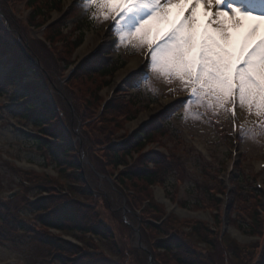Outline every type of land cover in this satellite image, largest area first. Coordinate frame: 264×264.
Masks as SVG:
<instances>
[{"label":"rangeland","instance_id":"1","mask_svg":"<svg viewBox=\"0 0 264 264\" xmlns=\"http://www.w3.org/2000/svg\"><path fill=\"white\" fill-rule=\"evenodd\" d=\"M27 1L0 0V26L9 35L3 37V46L23 49L40 67L38 80L26 70L16 85L5 84L10 72L21 65L17 55L0 48V264H55L51 253L32 243L18 225L1 231L5 221L14 226L13 219L78 247L84 245L88 253H101L102 262L111 264L164 262L161 258L166 257L163 251L154 250L155 244L165 241V234L178 232L185 239L183 243L198 242L196 247L208 252L213 264H262L264 115L257 114L254 107H241L237 100L239 130L232 135L229 113L208 109L206 101L197 97L182 107L189 87L156 70H135L112 87L118 75L139 62L146 47L134 38L120 48L87 43V38H95L107 22L99 18L101 8L89 6L85 12L77 0L68 6L65 0H37L31 11ZM58 18L61 22L56 28L43 30L46 22ZM57 28L63 29L62 37L57 36ZM107 35L114 39L112 32ZM74 38L82 43L77 46ZM84 51L87 54L83 58L102 62L100 73L108 71L110 76L84 69L79 54ZM21 85L36 89L35 97L26 101L32 92L14 90ZM49 98L59 108L61 128L72 136L81 175L93 194L85 197L73 193L74 199L89 206L87 219L79 216L77 220L86 226L107 228L112 238L47 231L38 224L39 213L29 207L46 196L42 189L63 188L72 181L61 173L67 174V169L60 171L36 146L40 128L34 127L31 118H21L25 105ZM141 117L145 121L131 129ZM158 130L159 134L147 138L142 150L120 154L141 132ZM234 149L237 156L226 179ZM110 150L124 161L112 166ZM146 153L160 157V183L146 187L139 181L123 182L125 165H133ZM152 167L150 164L148 169ZM215 196L220 200L217 207L212 204ZM166 201L179 213L167 214ZM184 212L207 214L212 221L187 218ZM144 222L160 225V231ZM200 224L212 232V248L190 235V227ZM153 254L160 255L155 262ZM98 260L94 256L89 263Z\"/></svg>","mask_w":264,"mask_h":264},{"label":"snow or ice","instance_id":"2","mask_svg":"<svg viewBox=\"0 0 264 264\" xmlns=\"http://www.w3.org/2000/svg\"><path fill=\"white\" fill-rule=\"evenodd\" d=\"M101 8L120 47L134 38L149 72L190 88L181 106L203 98L208 109L241 107L264 115V0H77ZM96 17H93L95 19ZM164 31H161V28Z\"/></svg>","mask_w":264,"mask_h":264},{"label":"trees","instance_id":"3","mask_svg":"<svg viewBox=\"0 0 264 264\" xmlns=\"http://www.w3.org/2000/svg\"><path fill=\"white\" fill-rule=\"evenodd\" d=\"M37 0H32V7L35 4H38ZM38 16L42 14H37ZM36 15V16H37ZM55 26L50 27L52 31ZM4 36H9L6 33V30L0 26V48L6 49L7 52L12 53V55H17L21 67L16 68V72H10V75L7 76L4 80L5 83L15 84L20 76L25 73L26 70L34 76L35 80H38L39 74L37 73V68L32 66V63L28 56L24 54L19 48H7L3 46ZM57 36H63V30L57 28ZM75 43H79L78 40H75ZM16 44V42H14ZM84 69H87L89 73L95 74L96 72L100 75L109 76L108 71L100 73L103 69L102 62H86L84 64ZM27 92H32L37 94V90L31 87H26ZM30 98V97H28ZM34 100V99H33ZM28 101V99H27ZM21 118H31L32 124L35 127H41V136L36 138L37 147L44 151V154L54 163L60 171L65 169L68 170L67 174L61 172L62 175L66 178H71L72 181L64 186L59 188L58 186L44 188L42 189L43 193H46V196H42L35 202L31 203L29 206L30 209L36 210L38 214V224L45 230H57L65 231L74 235L83 234L92 235L96 239H106L112 238L110 231L105 227H97L96 224H90V226L84 225L82 222L78 221V217H84L87 219V209L88 205H84L73 198V193L77 192L83 193L85 197H93L91 190L86 186L85 179L81 175V168L78 164L76 158L75 147L71 143L72 136L69 131H65L61 128L59 123V108L52 103L51 100L46 99L40 103L31 102L22 108ZM54 127V129H53ZM149 134V133H148ZM147 132L145 134H140L136 136V140H132V146L129 145L127 150L122 151L120 154H128L130 151H139L145 147V142L148 137H151ZM154 134V133H153ZM149 140V139H148ZM110 164L115 166L120 161H124V158H120L115 151L110 150ZM131 161V160H130ZM152 165V169H148L149 165ZM129 165V166H128ZM125 172L121 175L123 182H132L139 181L145 184L146 187H152L156 184H159V175H160V157L152 156L149 154H141L134 160V164L130 163L125 165ZM128 166V167H127ZM49 183V181H46ZM80 185H84L82 187ZM66 192V193H63ZM220 203V200L217 198H212V204L217 207ZM3 222V221H2ZM14 226L10 222H4L2 226V232L6 231V228L14 229L16 225L21 231L27 234V238L31 239L32 243L39 245L51 253V259L55 264H92L89 263L93 260L94 256L99 258L96 264H111L110 262H102L100 259L101 253L91 254L88 253L83 247H78L72 243L62 241L57 237L49 236L44 234L42 231L35 230L31 226H23L21 223L16 222ZM146 226L149 225L150 228L158 229L159 226L148 224L144 222ZM10 224V225H9ZM199 227V228H198ZM190 227V235L197 241L204 243L206 247H213V234L212 232L203 224L199 226ZM141 228V227H140ZM142 229V228H141ZM145 231L144 229H142ZM159 233V232H158ZM179 235L165 234L167 239L165 241H158L155 244L154 250L163 251V261L158 260V264H213V259L211 255L206 251H201L196 247L198 242L191 241L190 244H185L182 241L185 239L180 238ZM163 234V233H161ZM1 235V233H0ZM183 236H186V233H182ZM212 243V245H211ZM197 249H196V248ZM159 254H153L154 262L159 258ZM156 264V263H155ZM264 264V262H262Z\"/></svg>","mask_w":264,"mask_h":264},{"label":"bare ground","instance_id":"4","mask_svg":"<svg viewBox=\"0 0 264 264\" xmlns=\"http://www.w3.org/2000/svg\"><path fill=\"white\" fill-rule=\"evenodd\" d=\"M73 0H65V6H67V5H69L71 2H72ZM164 30V28H161V31H163ZM93 42L94 43V47H99V46H101V45H111V46H114L115 44L113 43V39L110 37V36H108L107 34H105L103 31L102 32H100L95 38H90V37H88L87 38V43H89V42ZM123 45H121L120 47H122ZM120 47H118V48H120ZM80 54V57H84L86 54H87V52L86 51H84V52H80L79 53ZM142 60H140L139 62H134V63H132L128 68H127V70H126V72H123V73H121L120 75H118V77H117V79H116V81H115V84L112 86V87H114L115 85H117L118 84V82L121 80V79H123L125 76H127V75H129V73H131V72H133V71H135L136 69H138V68H140L141 66H143V64H142ZM147 68H144V67H141V70L142 71H144V70H146ZM171 101H169V102H166L164 105H168L169 103H170ZM143 121H145V118H140L138 121H136L132 126H131V129H133V128H135L136 126H138L139 124H141ZM226 177V179L229 177V175H226L225 176ZM160 198L162 199V195H160ZM189 215L188 214H186V217H188ZM196 218H204V216H202V215H196L195 216ZM236 237L238 236V235H235Z\"/></svg>","mask_w":264,"mask_h":264}]
</instances>
